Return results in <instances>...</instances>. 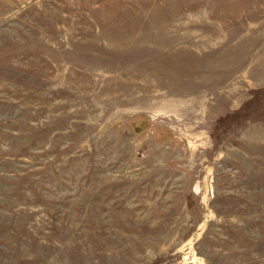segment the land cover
I'll list each match as a JSON object with an SVG mask.
<instances>
[{
  "label": "rangeland",
  "instance_id": "374dc122",
  "mask_svg": "<svg viewBox=\"0 0 264 264\" xmlns=\"http://www.w3.org/2000/svg\"><path fill=\"white\" fill-rule=\"evenodd\" d=\"M0 264H264V0H0Z\"/></svg>",
  "mask_w": 264,
  "mask_h": 264
}]
</instances>
